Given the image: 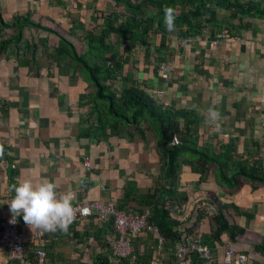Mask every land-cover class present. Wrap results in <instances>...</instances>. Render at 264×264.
<instances>
[{"label":"crops","instance_id":"0c3cea01","mask_svg":"<svg viewBox=\"0 0 264 264\" xmlns=\"http://www.w3.org/2000/svg\"><path fill=\"white\" fill-rule=\"evenodd\" d=\"M238 1L251 8L249 13L234 14L232 9L217 3L207 5L201 28L189 34L175 28L168 31L166 47L160 53L157 50L162 36L158 34L152 35L149 49H130L129 41L122 44L117 36L113 37L112 45L127 60L119 75L124 81L115 86L137 84L154 96L164 90L161 101L165 108L196 112L200 143L203 139L214 144L233 142L238 153L255 155L264 165V15L254 7L264 9V0ZM0 13L10 23L16 16L29 13L34 23L57 32L79 49L82 44L70 36L72 15H79L87 30L104 24L108 16H127L126 9L117 6L115 0H0ZM154 13L150 7L149 15ZM16 35L11 32L0 41L15 40ZM23 39L27 44L38 45L37 61L21 63L15 45L0 57V221L11 216L6 204L14 195L9 191L11 185L47 179L57 185L58 192L76 193L73 206L113 205L148 222L151 208L138 204L142 196L153 193L159 184L160 138L152 132L144 141L126 131L121 132L122 136L111 135L110 129L103 132L97 114L91 113L93 106H83L89 96L96 94L94 85L84 74L67 75L44 56V48L51 54L59 40L35 29H25ZM160 58L172 69L167 82L158 73L162 65L156 60ZM209 108L219 114L217 120L209 119ZM86 162H90L89 168ZM180 178L186 185L188 201L175 207V217L170 214V218L179 222L181 232L194 223L196 214L192 210L213 206L214 202L204 200L214 191L223 196V204L235 203L242 210L237 222L243 229L264 237V187L252 189L246 182L230 195L218 186L211 172L197 188L200 175L186 166L182 167ZM129 184L131 200L121 209ZM17 218L22 222L28 250L47 256L40 263L32 254L30 264L129 263L113 260L108 253L115 234L97 214L74 219L67 233H47L42 241L35 240L36 231L23 223L22 216ZM199 230L203 237L211 234L209 217L202 219ZM227 242L230 243L224 236L220 243L207 245L217 260L222 259ZM163 243L159 237L144 233L132 243L133 258L128 260L137 264H171V249ZM238 246L248 248L249 244L243 241ZM0 264L13 262L8 256H1ZM186 264H191V259ZM249 264H264V258L256 255Z\"/></svg>","mask_w":264,"mask_h":264},{"label":"trees","instance_id":"16d2710c","mask_svg":"<svg viewBox=\"0 0 264 264\" xmlns=\"http://www.w3.org/2000/svg\"><path fill=\"white\" fill-rule=\"evenodd\" d=\"M115 2L117 6L126 9L127 16H108L104 24L96 25L94 30L84 28L79 15H72L73 30L70 36L79 40L83 46L81 49L57 32L34 23L29 13L16 16L12 23L6 22L0 13V39L6 38L11 32L17 34L15 40L0 41V57L15 45L20 52L18 59L21 63L27 65L29 59L32 62L37 61L39 47L37 44L24 42L25 29H35L56 37L59 40L58 46L51 54H48L44 48V56L67 75L71 72L75 75L84 74L94 85L96 94L89 96L83 106H93L91 113L97 114V121L103 127V132L110 129V134L113 136H122V131L132 136L135 133L134 136L138 135L143 141L147 140L148 132H152L160 138L158 142V152L162 162L160 186L158 187L157 184L153 193L142 196L140 198L142 205H138L151 208L149 224L157 227L165 247L171 249L173 253L184 245L186 238L194 231V227L191 226L181 232L178 224L170 218L169 205L179 207L188 201L185 186L181 184L180 178L183 166L200 175L197 188L201 182L206 181L209 173L214 172L216 180L223 189L229 194H234L246 182L250 183L252 189L264 187V165L260 159L254 158L255 155L250 157V153H238L233 142L214 144L204 139L200 144L201 134H199L196 112L167 109L157 102L150 90L137 84L130 87H116V83L124 81L119 75L124 70L127 60L119 55L111 40L117 36L122 44L129 41L130 49L137 46L149 49L152 35L158 34L162 36L161 45L157 50V53H160L162 48L166 47L165 38L168 33L164 23L166 7L174 10L175 29L183 30L186 34L201 28L207 5L217 3L222 8L232 9L234 14L249 13L251 8L238 0H136L135 3L130 0H115ZM150 7L155 10L151 16ZM254 7L264 15V9L255 5ZM156 61L159 65L165 64L161 58ZM173 137L180 139V145L170 147L169 143ZM131 185L126 188L122 199L124 205L121 209H125L131 200L128 194ZM212 197L218 202L214 194ZM136 199L137 197L134 200ZM224 210L228 213L235 211L237 214H242L236 205H222L219 214L211 218L212 233L210 236H204L205 243L211 247L212 241H220L224 236L233 244L246 239L250 241V250L264 258V237L243 229L235 219L232 223L225 216ZM140 212L143 213V210L140 209ZM204 217L205 215L196 213L195 231L199 229ZM189 259L191 264H205L198 255H191ZM127 261L128 264H137L133 260Z\"/></svg>","mask_w":264,"mask_h":264},{"label":"built area","instance_id":"2783aa9c","mask_svg":"<svg viewBox=\"0 0 264 264\" xmlns=\"http://www.w3.org/2000/svg\"><path fill=\"white\" fill-rule=\"evenodd\" d=\"M158 73L164 82L170 79L172 69L167 65L159 67ZM163 96V93H159ZM177 139L171 142V145H177ZM87 167H90V162H87ZM75 219L85 218L94 214H97L104 223L109 224L112 221V227L115 235L118 239H114L111 242L110 249L112 256L116 259H127L132 255L133 246L132 241L139 237L144 232H147L146 225H148L145 219H140L127 215L118 211L113 205H104L101 203H85L82 205H76ZM12 219H5L0 221V255L8 254L10 258L17 262H24L30 256V251L24 245V235L20 231L19 222L16 219V223L12 224L9 221ZM149 229H152L149 226ZM34 238L36 241H41L45 237V232L35 230ZM153 233V232H152ZM200 241V242H199ZM36 259L40 263H43L46 254L41 251L33 252ZM191 255H198L205 264H219L215 260L211 250L204 244L201 238H197L192 241H188L186 238L184 245L172 253V264H186ZM231 259L234 254L230 252L228 255ZM240 259L234 257L231 261L228 260L227 264H244ZM224 264V263H222Z\"/></svg>","mask_w":264,"mask_h":264},{"label":"clouds","instance_id":"9594fccd","mask_svg":"<svg viewBox=\"0 0 264 264\" xmlns=\"http://www.w3.org/2000/svg\"><path fill=\"white\" fill-rule=\"evenodd\" d=\"M174 10L170 7L164 9V23L169 32L174 31ZM207 116L210 120L218 119L219 114L209 108ZM3 155V146H0V156ZM10 192L14 193L12 199L6 204L9 207L12 219L10 223H16V218L21 217L25 225L33 232L39 230L45 233L60 231L67 233L69 226L76 216V208L73 201L76 193L72 190L58 192L57 185L47 179L37 183L32 180H24L11 185Z\"/></svg>","mask_w":264,"mask_h":264},{"label":"rangeland","instance_id":"374dc122","mask_svg":"<svg viewBox=\"0 0 264 264\" xmlns=\"http://www.w3.org/2000/svg\"><path fill=\"white\" fill-rule=\"evenodd\" d=\"M159 93H163V96H164V94H165V92H164V90H161V91H158L156 94H155V98L157 99V102L158 103H161L162 104V99H163V96L162 95H160V97H159ZM163 105V104H162ZM164 106V105H163ZM182 122V121H181ZM200 124V123H199ZM199 134H200V131H199ZM174 139H177V142H178V144L177 145H171V142L174 140ZM203 141H204V139H203ZM202 141V142H203ZM205 141H208V140H206L205 139ZM201 142V141H200ZM200 144H202V143H200ZM169 145H170V147H176V146H178V145H180V139L179 138H177V137H173L172 138V140L170 141V143H169ZM238 151V150H237ZM240 154H244V153H240ZM87 163V162H86ZM86 167H87V164H86ZM200 181V180H199ZM198 181V182H199ZM182 182V181H181ZM202 183V182H201ZM200 183V184H201ZM217 183H218V181H217ZM182 184V183H181ZM219 184V183H218ZM183 185V184H182ZM185 186V190H186V185H184ZM225 193H227V194H229L225 189H223V187L219 184L218 185ZM198 187H200V185L198 186ZM184 190V189H183ZM214 194V198L216 197V198H218V202L217 201H214L213 200V197H212V195ZM230 195H232V194H230ZM222 200H223V196H219L216 192H214V191H212V192H209L208 193V195H207V200L205 199L204 200V202H207V201H209V202H211V203H213L214 202V204H212L213 206H206V208H204V207H198L195 211L194 210H192V214H196V213H198V214H203V215H205V217L207 216V217H209V220H210V223H211V218L212 217H216L218 214H219V210H220V207L222 206V205H236L235 203H222ZM166 204H168V203H166ZM183 205H185V204H183ZM182 205V206H183ZM182 206H171L170 207V205H169V209H170V214L172 215V216H174L175 217V213H174V211L176 210V208H180V207H182ZM237 206V205H236ZM75 207V206H74ZM176 207V208H175ZM238 207V206H237ZM239 208V207H238ZM240 209V208H239ZM119 211V210H118ZM240 211L242 212V210L240 209ZM123 213V212H122ZM174 213V214H173ZM224 213H225V216L226 217H228L231 221H232V223H233V219H235L236 221H237V219L238 218H240V214H237L235 211H232L231 213H228L226 210H224ZM125 214V213H124ZM128 215V214H127ZM149 214H147L146 215V217L148 216ZM236 215H237V217H236ZM12 216H10L9 218H7V219H10ZM89 217V216H88ZM236 217V218H235ZM138 218V217H137ZM17 219V221L19 222V225H20V231H21V233L24 235V233H23V231L21 230V227H22V222L18 219V218H16ZM79 219H81V218H79ZM140 219H142V218H140ZM23 220V219H22ZM175 221V220H174ZM148 222H149V219H148ZM147 222V223H148ZM177 224L179 223L178 221H175ZM24 223V222H23ZM183 224V223H182ZM110 227H112V221L108 224ZM148 225L149 226H151L152 227V229H149V227H148ZM148 225H146V230H147V232H144V233H151V234H153L155 237H159V239H160V243H161V245H164V243H163V241H162V239L160 238V236H159V233H158V229H157V227H155V226H153V225H150L149 223H148ZM195 223H192L191 224V226L192 227H194V231H192L191 233H190V235H189V237H188V241H192V240H195V239H197V238H201L202 240H203V242H204V244L207 246V244L205 243V240H204V237L199 233V231L198 230H196L195 231ZM200 227V226H199ZM35 231V230H34ZM112 231H113V233L115 234V232H114V230H113V227H112ZM153 232V233H152ZM198 232V233H197ZM144 233H142L141 235H139V237H141ZM211 233H212V231H211ZM257 234V233H256ZM46 235H47V233L45 234V237H46ZM211 235V234H210ZM210 235H208V236H210ZM44 237V238H45ZM138 237V238H139ZM115 238L116 239H118V236H116L115 235ZM114 238V239H115ZM137 239V238H136ZM222 240V239H221ZM221 240L220 241H217V242H214V241H212L213 243H220L221 242ZM243 241H246L248 244H249V246H248V248H247V246H238L237 247V245L238 244H240L241 242H243V241H240L239 243H236V244H233V243H229L228 244V242L226 243L227 244V246H226V248H225V250H224V253H223V256H222V259L221 260H217L215 257V260L217 261V263H219V264H222V263H224V264H227V261L228 260H232L234 257H236V258H238V259H240L242 262H245L244 264H249V262H251V260H252V258H256V253L255 252H252L251 250H250V241L249 240H246V239H242ZM42 241V240H41ZM135 241V239L131 242V243H133ZM25 242V235H24V240H23V243ZM200 242V241H199ZM24 245H25V243H24ZM111 245V244H110ZM110 245H109V247H108V253H110V256L112 257V259L113 260H117V261H122V260H128L130 257H128L127 259H116V258H114L113 256H112V253H111V249H110ZM26 246V245H25ZM27 247V246H26ZM208 247V246H207ZM209 248V247H208ZM210 249V248H209ZM211 250V249H210ZM211 252H212V254H213V251L211 250ZM230 252H232L233 254H234V256H233V258L231 259L228 255L230 254ZM133 253V252H132ZM33 253H30V256H29V258L26 260V261H24V262H17V261H14V260H12L11 258H10V256L8 255V254H2V255H0V257L1 256H8V258H9V260L11 261V262H16V263H19V264H29L28 262H30L31 263V261L34 259L33 258V255H35V254H33ZM213 256H214V254H213ZM253 256H255V257H253ZM47 257V256H46ZM28 260H30V261H28ZM45 260H46V258H45ZM45 260H44V262H45ZM39 262V261H38ZM43 262V263H44Z\"/></svg>","mask_w":264,"mask_h":264}]
</instances>
